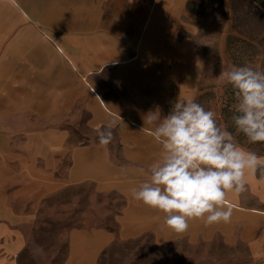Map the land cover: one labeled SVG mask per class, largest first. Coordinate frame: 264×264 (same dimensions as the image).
<instances>
[{"label": "crops", "instance_id": "obj_1", "mask_svg": "<svg viewBox=\"0 0 264 264\" xmlns=\"http://www.w3.org/2000/svg\"><path fill=\"white\" fill-rule=\"evenodd\" d=\"M186 1L0 0V264H99L117 240L147 234L160 246L247 245V264H264V168L229 193L230 223L194 220L184 234L131 198L160 153L157 110L201 86L203 60L181 37ZM85 201L94 217L69 225Z\"/></svg>", "mask_w": 264, "mask_h": 264}, {"label": "clouds", "instance_id": "obj_2", "mask_svg": "<svg viewBox=\"0 0 264 264\" xmlns=\"http://www.w3.org/2000/svg\"><path fill=\"white\" fill-rule=\"evenodd\" d=\"M237 101L232 115L235 130L251 143L264 142V71L247 65L222 71ZM152 130L160 153L149 165L150 176L131 192V198L164 215V224L184 234L190 222L205 227L231 222L229 193L246 190L249 174L264 168V157L236 142L232 132L218 124L216 113L194 97L178 98L170 112ZM151 123V120H149ZM113 124L98 130L99 144L113 139Z\"/></svg>", "mask_w": 264, "mask_h": 264}, {"label": "rangeland", "instance_id": "obj_3", "mask_svg": "<svg viewBox=\"0 0 264 264\" xmlns=\"http://www.w3.org/2000/svg\"><path fill=\"white\" fill-rule=\"evenodd\" d=\"M188 1L181 15L184 23L181 37L193 38L204 64L196 102L215 112L218 124L232 132L236 142L264 154V142L250 144L243 134L236 132L231 120L237 104L234 90L219 78L222 71L234 65L264 71V7L253 0H193L195 4L187 5ZM83 130L85 136L91 137L89 131ZM87 202L83 207L69 209V225L77 224L81 218L94 217L83 214L91 210ZM48 232L39 240L46 249L57 243L54 237L48 238ZM254 257L251 247L229 246L220 239L198 243L181 239L160 246L153 235L147 234L136 240H117L105 251L99 264H247Z\"/></svg>", "mask_w": 264, "mask_h": 264}, {"label": "trees", "instance_id": "obj_4", "mask_svg": "<svg viewBox=\"0 0 264 264\" xmlns=\"http://www.w3.org/2000/svg\"><path fill=\"white\" fill-rule=\"evenodd\" d=\"M254 2H256L257 4H259L260 6L264 7V0H253ZM196 2H194L193 0L189 1V5L190 4H195ZM194 6H191V9H193Z\"/></svg>", "mask_w": 264, "mask_h": 264}]
</instances>
